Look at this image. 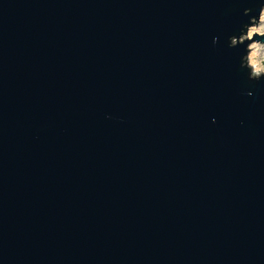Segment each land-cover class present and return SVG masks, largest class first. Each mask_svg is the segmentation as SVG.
<instances>
[{
	"label": "water",
	"instance_id": "obj_1",
	"mask_svg": "<svg viewBox=\"0 0 264 264\" xmlns=\"http://www.w3.org/2000/svg\"><path fill=\"white\" fill-rule=\"evenodd\" d=\"M261 4L0 0V264H264Z\"/></svg>",
	"mask_w": 264,
	"mask_h": 264
},
{
	"label": "clouds",
	"instance_id": "obj_2",
	"mask_svg": "<svg viewBox=\"0 0 264 264\" xmlns=\"http://www.w3.org/2000/svg\"><path fill=\"white\" fill-rule=\"evenodd\" d=\"M250 11L251 9H244L245 14ZM216 39L214 38V43ZM245 42L246 50L240 57V67L248 70L249 79L260 80L264 78V4L260 6L258 17L251 16L250 22L241 28L238 36L229 37L228 46L236 48Z\"/></svg>",
	"mask_w": 264,
	"mask_h": 264
}]
</instances>
